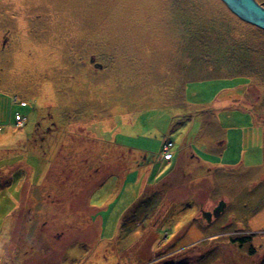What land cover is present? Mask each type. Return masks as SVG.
<instances>
[{
  "label": "rangeland",
  "instance_id": "rangeland-1",
  "mask_svg": "<svg viewBox=\"0 0 264 264\" xmlns=\"http://www.w3.org/2000/svg\"><path fill=\"white\" fill-rule=\"evenodd\" d=\"M0 264H264V31L220 0H0Z\"/></svg>",
  "mask_w": 264,
  "mask_h": 264
},
{
  "label": "water",
  "instance_id": "water-1",
  "mask_svg": "<svg viewBox=\"0 0 264 264\" xmlns=\"http://www.w3.org/2000/svg\"><path fill=\"white\" fill-rule=\"evenodd\" d=\"M226 8L239 20L264 31V6L256 0H220ZM224 208V202H219L212 213L204 212L203 217L210 221L218 217Z\"/></svg>",
  "mask_w": 264,
  "mask_h": 264
},
{
  "label": "built area",
  "instance_id": "built-area-1",
  "mask_svg": "<svg viewBox=\"0 0 264 264\" xmlns=\"http://www.w3.org/2000/svg\"><path fill=\"white\" fill-rule=\"evenodd\" d=\"M15 120H16V124H17V126L23 124L24 121H25L24 117L20 116L19 114H16V116H15ZM172 146H173V145H172V143H170V142H168V143L164 146V148H163V155H164V159H165V160H170V159H171L172 156H171L170 151H171Z\"/></svg>",
  "mask_w": 264,
  "mask_h": 264
},
{
  "label": "trees",
  "instance_id": "trees-1",
  "mask_svg": "<svg viewBox=\"0 0 264 264\" xmlns=\"http://www.w3.org/2000/svg\"><path fill=\"white\" fill-rule=\"evenodd\" d=\"M235 17H236V16H235ZM236 18H237V17H236ZM170 143H171V142H170ZM140 204H141V203L139 202V204H138V205H140ZM246 238H248V239H249L250 237H246ZM241 241H242V240H240V242H241ZM243 241L245 242V240H243Z\"/></svg>",
  "mask_w": 264,
  "mask_h": 264
},
{
  "label": "crops",
  "instance_id": "crops-1",
  "mask_svg": "<svg viewBox=\"0 0 264 264\" xmlns=\"http://www.w3.org/2000/svg\"><path fill=\"white\" fill-rule=\"evenodd\" d=\"M171 154H172V153H171ZM172 158H173V155H172ZM172 158H171V159H172Z\"/></svg>",
  "mask_w": 264,
  "mask_h": 264
}]
</instances>
